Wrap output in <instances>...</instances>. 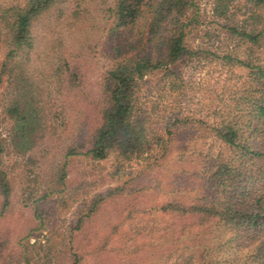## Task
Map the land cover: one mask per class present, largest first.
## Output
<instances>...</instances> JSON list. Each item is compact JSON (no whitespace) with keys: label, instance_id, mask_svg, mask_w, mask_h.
Wrapping results in <instances>:
<instances>
[{"label":"rangeland","instance_id":"1","mask_svg":"<svg viewBox=\"0 0 264 264\" xmlns=\"http://www.w3.org/2000/svg\"><path fill=\"white\" fill-rule=\"evenodd\" d=\"M24 1L16 0V6ZM192 1L181 23L187 46L201 51L178 64L181 83L175 88L167 85L175 76L169 79L165 71L153 72L140 81L138 107L140 115L147 117L149 136L167 141L165 148L155 144L154 153L159 158L150 160H127L112 151L102 160L82 154L67 157L69 146L75 147L83 133L86 139L89 137L99 121L105 97L103 90L95 97L84 91L75 64L65 70L58 90V97L66 95V99L45 98L39 102L37 98L39 107L47 113L32 149L25 155L13 151V123L7 107L19 94L15 88L17 77L22 75L11 60L3 68L8 51L5 17L12 11L0 9V139L5 145L0 169L6 173L12 201L0 216L3 263L72 264L77 254L79 264H182L189 253H195L191 262L206 264L208 257L201 258L200 251L204 242L213 245L211 237L185 239L179 223L174 235L167 233V226L177 222V217L143 211L170 199L188 203L196 194L203 195L209 158L219 152L231 155L216 140L211 126L220 119L214 111L233 106L247 71L224 65L217 57L229 51L244 57L252 50L245 38L231 36L228 27L240 28L246 23L250 27L254 22L251 14L264 9L255 8L252 0H230L226 15L218 16L216 0ZM115 3L113 0L112 9ZM145 14L133 29L118 31L113 29L111 12L101 37L107 71L118 61L117 44L138 43L146 30ZM253 52L264 60L263 50ZM71 71L78 76L74 85L69 82ZM177 117L189 119L185 124L170 125L172 132L167 134L165 124ZM261 147L264 149V142ZM64 164L66 176L62 180ZM109 192L97 211L85 217L90 205L98 201L97 196ZM2 197L0 193V203Z\"/></svg>","mask_w":264,"mask_h":264},{"label":"trees","instance_id":"2","mask_svg":"<svg viewBox=\"0 0 264 264\" xmlns=\"http://www.w3.org/2000/svg\"><path fill=\"white\" fill-rule=\"evenodd\" d=\"M252 1L255 8L264 9V0ZM229 2L216 0L214 8L218 16L226 15ZM192 3V0H116L111 11L113 29H133L146 13V30L141 32L137 44L119 43L115 47L118 61L107 71L103 82L105 97L99 121L87 139L83 133L75 147L69 146L67 157L82 154L93 160H102L112 151L127 160L159 158L154 153L155 144L165 148L167 141L162 138L155 141L156 136L155 139L149 136L151 130L147 117L140 115L138 107L140 81L148 74L165 71L169 79L175 76L167 85L170 83L175 88L181 83L183 77L178 64L201 51H193L187 46L186 31L181 23V16L192 7ZM30 6L29 0H25L5 17L8 45L13 39L23 41ZM251 16L254 22L250 27L246 23L240 28L228 27V30L231 36L250 42L252 50L244 57L233 51L217 57L224 65L247 71L244 86L239 87L240 95H236L233 106L214 111L220 119L211 126L216 140L231 155L219 152L209 158L208 169L204 171L208 181L205 179L207 187L203 195L196 194L188 203L170 199L143 211L177 217V222L167 226V233L174 235L179 223L185 239L211 237L213 245L204 242L200 251L201 258L208 257L206 264H264V149L261 147L264 142V60L253 52L254 49L264 51V11H255ZM13 55L15 53L7 51L3 68ZM20 77L23 76L17 77L15 88L19 94L7 107V114L13 123L10 142L13 151L25 155L35 144L34 137L47 111L39 107L31 85L24 78L18 79ZM68 77L70 85H74L73 80L78 78L75 71H71ZM188 119L177 117L172 123H166V133L172 132L170 125L185 124ZM4 151L5 145L0 139V154ZM61 171L63 180L65 164ZM0 193L3 196L0 203L2 216L12 201L6 173L1 169ZM108 196L110 192L105 196L99 194L98 201L90 205L85 217L95 213L99 203ZM1 256L0 252V264H7L2 262ZM194 256L195 253H189L182 264H193ZM72 264H79L77 254Z\"/></svg>","mask_w":264,"mask_h":264},{"label":"clouds","instance_id":"3","mask_svg":"<svg viewBox=\"0 0 264 264\" xmlns=\"http://www.w3.org/2000/svg\"><path fill=\"white\" fill-rule=\"evenodd\" d=\"M113 0H29L22 42L9 41L8 52L23 78L40 99L59 98L66 69L73 64L84 91L92 97L102 91L107 75L101 37L109 25ZM16 0H0L11 11ZM2 54V53H0ZM6 56V55H5Z\"/></svg>","mask_w":264,"mask_h":264}]
</instances>
